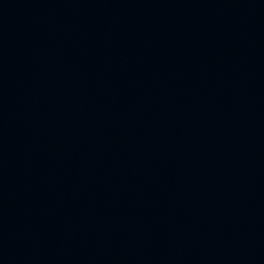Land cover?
Instances as JSON below:
<instances>
[{"label": "water", "instance_id": "water-1", "mask_svg": "<svg viewBox=\"0 0 264 264\" xmlns=\"http://www.w3.org/2000/svg\"><path fill=\"white\" fill-rule=\"evenodd\" d=\"M0 264H264V0H0Z\"/></svg>", "mask_w": 264, "mask_h": 264}]
</instances>
